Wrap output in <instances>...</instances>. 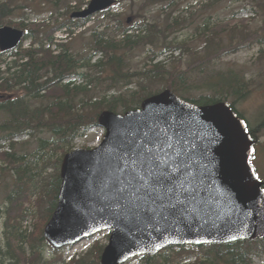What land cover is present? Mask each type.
I'll return each mask as SVG.
<instances>
[{
    "label": "water",
    "instance_id": "obj_1",
    "mask_svg": "<svg viewBox=\"0 0 264 264\" xmlns=\"http://www.w3.org/2000/svg\"><path fill=\"white\" fill-rule=\"evenodd\" d=\"M114 4L93 0L78 17ZM24 32L0 30V48ZM100 147L62 164L58 206L44 236L56 250L113 230L102 264H125L172 246L227 244L264 236V193L250 164L253 141L226 103L196 106L171 91L124 116L103 113ZM155 157L174 179L154 183ZM178 169V170H177Z\"/></svg>",
    "mask_w": 264,
    "mask_h": 264
},
{
    "label": "trees",
    "instance_id": "obj_2",
    "mask_svg": "<svg viewBox=\"0 0 264 264\" xmlns=\"http://www.w3.org/2000/svg\"><path fill=\"white\" fill-rule=\"evenodd\" d=\"M17 1L0 3V27L7 23V17L14 16V12L25 8L17 6ZM158 1L160 0H146L145 6ZM50 3L60 7L58 0ZM180 21L175 19L173 23L170 22L164 27L159 22L149 23L144 18V23L134 29L137 32L134 36L128 35L127 30L120 24L118 30L124 33L119 39L108 30L103 33L95 30L93 33L95 46L88 58L70 54L67 49L64 50L66 46L62 45L59 47H63V51L58 55L51 49H46L45 44L47 42L53 44L54 32L62 29L63 25L51 28L55 24H47V21L42 24L24 22L17 24L19 28L26 29V39H33V46L29 50L11 52L18 55L19 60L13 65L14 71L12 67L7 69L8 75L0 83V94L16 92L12 100L0 99V113L7 116L0 123V140H12L25 134L31 136L38 134L39 137L48 134L51 138L47 140L41 138L40 148L32 156L37 165L35 169L23 168L24 164L21 161L16 163L14 156L0 152V159L6 165L3 168L4 172L15 173V181L18 183L16 190L7 199L4 237H0V264H65L59 251L53 250L54 255L51 258L45 257L44 248L47 247V243L43 232L58 204L61 185L59 167L62 159L71 151L73 141L79 135L85 134L89 127L96 125L102 111L123 113L139 109L143 100L154 94L151 89L155 83L162 85L161 90L170 89L198 105L226 102L234 106V103L246 96L249 82L245 81L244 71L221 72L214 67L217 59L237 52L247 41L257 42L259 36L239 33L237 27L230 28V22L217 25L208 22L204 28H198L196 34L197 39L203 40L207 45L205 54L197 52L190 55L193 58L190 65L194 66L190 72L187 73L174 64L169 69L162 63L153 64L164 51L182 49L186 54H190L191 50L187 47L189 43H177L176 38L170 39L174 33L171 29ZM182 21H188V18L184 16ZM81 23L83 22L79 24ZM209 26L212 27L208 28ZM229 30L234 32L232 40L236 43L226 47L223 45L222 37ZM237 37L241 38L238 40ZM262 42L260 39L258 43ZM148 46L152 47L149 53L151 57L146 61L144 68L136 72L131 70L124 72L126 55L122 52L128 53ZM99 53H103L105 58L97 64H92L93 57ZM5 57L6 54L0 53V67L4 64ZM26 57L28 61H25ZM20 60L25 62L21 63ZM99 72L104 74L100 86L105 91L122 90L132 85L134 79L137 81L136 89L91 103L94 97H90V90L77 86L71 89L70 85L63 83L67 78L87 77L90 74L93 76ZM206 77L207 79H204ZM200 78H203L202 81ZM204 90L210 94L198 97L191 95ZM42 92L46 93L44 97H40ZM158 92L160 91L155 93ZM40 98H45L48 102L39 106L31 104ZM57 150L61 152V156L54 166L53 157ZM51 167L55 169L47 178L45 173ZM36 210L42 212V224L37 226L36 223L32 233L25 232L22 230L23 223L30 216L34 217ZM1 241L5 245L3 248ZM102 249L96 245L83 258L70 264H101ZM163 254L166 255L146 256L142 258L141 264H184L193 256L196 257L195 262L188 264H251L253 258L264 256V238L229 245L171 247L165 249Z\"/></svg>",
    "mask_w": 264,
    "mask_h": 264
},
{
    "label": "rangeland",
    "instance_id": "obj_3",
    "mask_svg": "<svg viewBox=\"0 0 264 264\" xmlns=\"http://www.w3.org/2000/svg\"><path fill=\"white\" fill-rule=\"evenodd\" d=\"M9 0H0L1 2H8ZM145 0H118L119 7H116L111 13L118 15L119 21H122V24H127L128 17L132 18L131 23L128 27H135L142 25L144 22V18L147 22H153L154 20L161 23L165 26L169 21L176 18H181L183 15L189 17L187 24L179 25L174 29H171V32H177L175 35L177 37V41H184L187 39H191L196 32L197 28L204 26L205 23H214L215 24H223L230 22L231 27H237L238 30L247 32L249 34H258V36H263L264 38V0H219L214 5L210 4V0H165L164 2H157L155 4H147L144 6ZM162 1V0H160ZM205 1H208L206 3ZM21 0L17 1V4H21ZM144 6V8H143ZM125 10L124 12H122ZM247 11V12H245ZM26 14L28 15V20L31 22L35 21H43L48 20L52 16L51 8L47 6L45 3L40 2V0H36V2L31 3V8L26 9ZM122 12V13H121ZM121 13V14H120ZM22 12H18L16 16L9 18L7 22H18L21 20ZM249 17V18H248ZM67 17L65 21H67ZM205 22V23H204ZM204 23V24H203ZM103 24L106 22L102 21L101 16H96L90 23L86 25V29L80 32L77 31L76 38L73 42L70 43L69 46L72 47L73 52H78L80 58H88L89 50L91 49V29L95 26ZM191 24V25H188ZM246 26V27H243ZM180 29V30H179ZM232 33V32H231ZM175 35L171 36L170 39H174ZM61 38H65V34L62 33L60 35ZM199 39V38H198ZM225 38L222 39L223 45H225ZM29 42V41H28ZM26 43V45L28 44ZM203 43L201 41H194L190 47L197 48L203 47ZM230 45L236 43V41L229 40ZM197 46V47H196ZM264 49V44H259L253 41H249L244 47H242L239 51L234 54L223 56L220 59L216 60V68L218 71L227 72V71H240L244 70L247 78L252 83V89L250 95L244 100L237 102L235 105L236 110L239 114H241L250 127L255 128L254 135L257 137L259 144L257 146V155L258 158L253 160L252 165L254 166L257 176L259 179L264 180V58H262L261 48ZM90 48V49H89ZM206 48V46H205ZM151 47L137 49L133 53H128L126 55V59L128 61L127 66H125L124 71L133 70L138 71L141 70L148 59H150L149 52L151 51ZM203 52V51H202ZM192 54V53H191ZM176 60L173 62L174 66L186 71L190 72L194 66L190 65V62L193 60L189 55H181L175 54ZM160 61H166V64H169L172 59L168 57V55L160 56ZM204 62L201 64L203 65ZM207 78V77H206ZM89 80L96 81L98 84L91 89L90 97H97V99H101L104 97L105 93L100 86L104 77L100 74L93 77L91 74L88 75ZM202 79V78H200ZM81 82V81H80ZM79 82V83H80ZM135 86V85H134ZM99 87V89H97ZM134 88V87H133ZM161 88L160 84H153L152 93L159 91ZM97 89V90H94ZM118 92L112 91L111 94H117ZM210 93L204 91H197L195 93H191L193 97H198L199 95ZM41 103V102H37ZM5 115L0 114V123L4 120ZM38 134L20 136L12 139V140H0V152L7 151L9 154L15 157V162L18 163L21 161L25 167L36 168L34 160L32 156L36 154L41 145V138L47 140L51 138V135L44 134L40 137ZM22 136V135H21ZM104 131L100 128L92 129L90 133L88 132L86 135L78 137L71 146L74 148H92L99 145L103 139ZM9 141V142H8ZM17 141V142H16ZM5 142V143H4ZM8 142V143H7ZM4 143V144H3ZM15 143V144H14ZM3 144V146H2ZM11 144V145H10ZM13 145V146H12ZM12 146V147H11ZM61 152L56 151L53 157V164L55 166L57 160L60 158ZM50 162V161H49ZM41 163V162H40ZM44 163H42L43 166ZM6 165L2 159H0V237H4V228L6 222V209L8 204V197L11 193L16 190V185H18L15 173H7L4 172L3 168ZM55 168L51 167L46 173L45 177H49L53 174V170ZM35 173L37 171L35 170ZM34 204V203H33ZM36 206V204H35ZM42 212L36 210L34 217L30 216L28 220L24 221L23 228L25 232L32 233L35 230V224L41 225L42 222ZM110 233H103L100 235L98 246L103 250L105 249L106 243L109 241ZM2 248L4 242L1 241ZM53 250L48 244L47 247L44 248V254L46 258H51L53 254ZM160 255H166L160 253ZM63 260H66V263H69L68 260L77 256L72 249H66L62 251ZM54 259V258H53ZM196 257H190L187 259L184 264L195 262ZM142 259L137 258L131 261L129 264H141ZM251 264H264V256L255 257Z\"/></svg>",
    "mask_w": 264,
    "mask_h": 264
},
{
    "label": "snow or ice",
    "instance_id": "obj_4",
    "mask_svg": "<svg viewBox=\"0 0 264 264\" xmlns=\"http://www.w3.org/2000/svg\"><path fill=\"white\" fill-rule=\"evenodd\" d=\"M145 163L146 164L150 163L153 166L150 175L154 183H161L174 179L172 172L168 168V163L166 161H162L155 157H151L150 160L146 159Z\"/></svg>",
    "mask_w": 264,
    "mask_h": 264
},
{
    "label": "flooded vegetation",
    "instance_id": "obj_5",
    "mask_svg": "<svg viewBox=\"0 0 264 264\" xmlns=\"http://www.w3.org/2000/svg\"><path fill=\"white\" fill-rule=\"evenodd\" d=\"M254 141H255L254 147L255 146L257 147L259 144V141H257V140H254ZM256 158H258V155H257V152L254 151L252 154V157H251V162L253 163V160H255ZM259 180L264 183L263 179H259ZM263 190H264V186H263Z\"/></svg>",
    "mask_w": 264,
    "mask_h": 264
},
{
    "label": "bare ground",
    "instance_id": "obj_6",
    "mask_svg": "<svg viewBox=\"0 0 264 264\" xmlns=\"http://www.w3.org/2000/svg\"><path fill=\"white\" fill-rule=\"evenodd\" d=\"M263 123H264V122H263ZM8 142H9V141H8ZM8 142H7V143H8ZM16 142H17V141H16ZM4 143H5V142H4ZM4 143H3V144H4ZM3 144H2V146H3ZM14 144H15V143H14ZM10 145H11V144H10ZM12 146H13V145H12ZM12 146H11V147H12ZM4 152H5V151H4ZM5 153H7V151H6ZM8 153H9V152H8ZM10 163H11V162H10ZM15 166H16V165H15ZM15 205H16V204H15ZM16 206H17V205H16ZM19 206H20V205H19Z\"/></svg>",
    "mask_w": 264,
    "mask_h": 264
}]
</instances>
